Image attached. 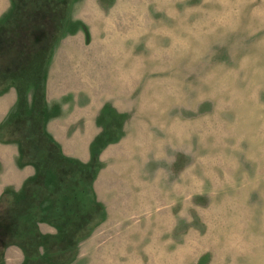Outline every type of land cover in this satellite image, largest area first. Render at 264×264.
Segmentation results:
<instances>
[{"label":"rangeland","instance_id":"rangeland-1","mask_svg":"<svg viewBox=\"0 0 264 264\" xmlns=\"http://www.w3.org/2000/svg\"><path fill=\"white\" fill-rule=\"evenodd\" d=\"M128 2L0 0V264H245V226L218 239L205 197H165L189 158L142 162L160 73L117 68Z\"/></svg>","mask_w":264,"mask_h":264},{"label":"clouds","instance_id":"clouds-1","mask_svg":"<svg viewBox=\"0 0 264 264\" xmlns=\"http://www.w3.org/2000/svg\"><path fill=\"white\" fill-rule=\"evenodd\" d=\"M116 12L130 24L111 37L117 68L131 58L129 75L149 65L160 73L145 104L150 124L136 142L143 164L151 153L170 166L176 157L166 146L181 151L191 163L165 197H205L217 238L235 244L245 226V264H264V3L129 0ZM168 176L158 168L155 181Z\"/></svg>","mask_w":264,"mask_h":264}]
</instances>
